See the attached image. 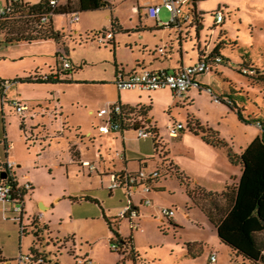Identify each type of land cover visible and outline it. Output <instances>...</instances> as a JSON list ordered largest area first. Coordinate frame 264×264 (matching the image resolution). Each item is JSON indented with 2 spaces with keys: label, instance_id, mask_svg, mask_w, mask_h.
Listing matches in <instances>:
<instances>
[{
  "label": "rangeland",
  "instance_id": "1",
  "mask_svg": "<svg viewBox=\"0 0 264 264\" xmlns=\"http://www.w3.org/2000/svg\"><path fill=\"white\" fill-rule=\"evenodd\" d=\"M4 1L0 0V6ZM108 1L111 6L80 11V18L74 23L70 21L69 14H59L54 17L55 27L59 31H64L68 37L70 35L65 40L67 54L63 49V43L57 45L55 42H43L28 47L30 51L35 49L44 51L43 56H26L22 62L13 65L0 64V74L4 75L13 68L20 74L29 73L34 61L46 63L43 69L49 71L50 68L54 70L56 59L58 66L63 67L60 56L62 53L64 58L76 67L73 80L77 81L70 84L16 83L12 86L9 97L18 98L25 103L36 104L37 99L44 101L51 99V106L57 105L61 108L64 121H68L73 128H66L62 135L58 133L61 124L59 115L58 120H53L51 125L46 119L49 128L56 132L51 147L42 152L43 148L29 142L25 148H17L18 154L28 160L29 164L23 165L28 164L36 190V198L31 204L34 209H28L30 216L26 214L23 223L29 222V219L34 217L33 211H36L39 205L36 200L53 203L51 208L43 212L44 217L41 220L42 223L49 225L50 232L43 231L42 238L38 239L32 232V227H27L26 234H23L19 226L21 223L19 214L13 212L14 204L7 203L4 216L0 211V253L5 257L2 264H6V261H10L9 264H29L26 256L34 247L45 253L49 260L46 264H75L76 256L88 257L92 264H242L241 258L236 257L230 247L221 242L217 230L201 208V204L208 209L214 208L201 190L212 189L220 193V188L225 182L232 184L238 181L239 167L230 163L224 154L212 150L200 138L190 135H185L184 139L173 138L166 129L168 122L180 121L186 125L187 114L193 113L203 125L208 124L218 131L220 137L225 139L237 153L243 151L261 133V129L254 123L240 121L233 112L214 101L205 88L192 85V97L189 101L192 104L188 107H177L172 104H155L152 107L150 117H153L159 127L158 140L162 143L157 150L151 137L131 138L127 141V147L130 148L127 154L129 169L137 171L140 162L146 163L148 170L160 168V165L164 166L161 169L164 176H160L157 187L150 192L144 191L142 184L131 195L124 187L115 188L111 192L112 181L109 176H104L101 182L96 171L90 174L87 168L82 170L75 164H70L76 149L73 145V137L76 134L86 136L91 131L95 133V128L101 122V118L97 115L98 108L104 104L106 97L113 100L117 98L118 90L113 82L116 69L123 66L129 71L135 67V60L140 56L142 45L147 43L150 49H155V46L169 41L174 35V30L168 27L164 30L142 32L134 30L119 32L115 28V48L112 44H104L96 38H90L89 36L94 32L111 29L112 17L118 18L124 26L135 27L139 22L136 17H131L134 6L138 2L140 4L158 2V0ZM73 4L75 6L77 2L73 1ZM198 10L204 12L203 29L197 36L198 41L191 29L181 31L182 35L187 31L188 37L192 39L183 45L189 52L186 59L190 57L196 62L197 53L194 46L197 44V47L205 46L207 49L215 44L221 45L224 55L232 60L231 67L227 69L232 85L248 82V79L237 71V63L246 61L258 68H264V0H202L198 3ZM216 10L222 12L224 20L215 24L216 15L213 12ZM160 18L165 23L170 21V11L162 7ZM143 21L148 25L155 24L152 19ZM19 48L24 51L23 47ZM197 78L203 79L210 85L216 81L214 73L208 71L198 74ZM252 82L255 85L250 88L252 90L248 111L249 113L255 111L257 107L253 102L255 101L261 108L259 115L264 116V83L257 80ZM201 90L202 94H200ZM90 109L93 111L90 112ZM11 110L14 111L13 106ZM36 128L37 139L48 137L42 125L33 126V129ZM129 133L133 135L136 131L132 129ZM86 137L88 139V136ZM198 144L205 148L202 149L203 152ZM109 147L107 157L122 162L116 154L117 151L123 150L120 138L112 142ZM162 150L170 151L171 158L168 157L184 174V178L188 177V180L182 182L179 176L167 171V166L160 157ZM83 153L89 158L93 157V154L85 150ZM186 183H189L190 189H194L198 204L191 202ZM56 196L61 199L54 200ZM81 196H91L96 201L79 200ZM144 198H150L156 207L160 203L172 207L175 210L173 219L176 222L163 220L155 215L153 210H143L134 219V222L138 223V229H132L130 219L123 217L121 211L130 200L140 205ZM216 200L221 204L225 203L221 196H216ZM104 216L120 217L118 218L120 234L123 238H132L133 250L112 249L110 240L115 237ZM71 237L74 239L67 241L65 248L53 243L57 238L62 241ZM260 238L264 239V233L260 234ZM202 240L204 243H201ZM71 247H75V254L69 253ZM212 254L217 259L210 262ZM22 256L23 260H21Z\"/></svg>",
  "mask_w": 264,
  "mask_h": 264
},
{
  "label": "trees",
  "instance_id": "2",
  "mask_svg": "<svg viewBox=\"0 0 264 264\" xmlns=\"http://www.w3.org/2000/svg\"><path fill=\"white\" fill-rule=\"evenodd\" d=\"M59 1V4L53 8L49 4L48 0H5L2 4L5 12L0 14V41L5 43H13L39 39H53L57 42H61L63 39L69 38L70 35L68 37L64 31H59L54 28L53 19L56 15H67L73 11L80 12L86 10H96L111 6V3L108 0ZM73 1L77 2L75 6ZM200 1L202 0H193L194 9L189 14V18L183 20L179 26L177 24L160 26L154 19L156 26L159 25L162 28L175 27L179 29L178 36L180 37H182V28L191 29L195 39L198 41L197 36L203 29L204 20V12L198 10V3ZM137 4L141 5L139 2ZM51 11L53 15L47 22L43 23V18ZM213 13L216 15L215 24L223 22L224 16L220 10H216ZM218 13L222 15V20L220 21H217ZM147 17L149 16L146 13H140L136 16L141 24ZM112 21L111 29L101 30L100 35L103 37L105 33L112 32L113 37L106 39V41L101 43L114 45V36L116 34L114 31L115 28H117L118 31H122V28L118 23V18L112 17ZM183 35L184 37H188L189 33L186 31ZM89 37L92 39H98L99 33L94 32ZM186 39L190 38L188 37ZM160 47L161 46H156L153 50L165 53L166 48L164 52H162ZM197 48V55L199 56L198 61H208L210 64V70L208 72L220 74V79H223V85H227L228 90L223 92H215L214 87H206H210L212 89V93L217 95L219 103L224 104L230 109L234 110L240 121L244 123H254L261 129V134L256 136L242 152L237 153L225 139L220 137L218 131L209 126L201 124L196 119L189 118L186 125H184V127L181 129V132L188 130L195 135H199L207 144L212 145L213 147L224 149L228 160L232 164L240 165L241 167L239 181L232 184H226L225 188L220 193L200 189L206 195V197L209 198L211 204L214 207L213 209H208L201 204V208L205 211L207 218L217 230L221 242L228 245L236 257L241 258L242 264H264V239L260 238V234L264 233V116L259 115V110L261 112V108L258 105L259 103L255 101L253 102L257 107L255 108L254 112L249 113L247 108L248 102L251 100L250 94L252 89L250 88L255 85L252 81L257 80L264 83V68H258L252 63H247L246 61L237 63V71L245 76L248 79V82H240V85L237 83L232 85V81L229 79V74L227 71V69L231 67L230 64L232 63V60L229 56L224 55L223 47L219 44H215L210 49H207L205 46L203 48ZM64 50L67 54V49L65 48ZM137 65L139 66V64ZM219 67H223L225 70V75L218 71ZM60 70L61 68H57L56 72ZM75 70L76 67L72 65L71 69L68 70L66 74L68 73L70 77L73 73H75ZM19 80L25 82L43 83L72 82L70 78H60L58 76H54L53 73L48 74L47 77H34L29 75L24 78H19ZM212 93L210 94L213 97ZM147 111L148 109H145L140 104L136 106L122 105L120 114L111 115V118L112 120L119 122L123 130L136 129L138 126H143L146 128ZM149 130L151 131L152 138L156 142L155 147L157 150L158 146L162 145V143L157 139V131L151 126ZM76 153L77 152L75 151L74 154L76 155ZM168 156H170L169 152H165L164 150L160 152V157L163 159L164 165L166 164L167 171L179 176L182 182L188 180V177L184 178V174L180 171L177 165L174 164L172 159H170L171 157L169 158ZM162 167L164 166L160 165V168L156 167V169H159L162 173ZM5 168V164H0V172H5ZM161 176H164V174H161ZM158 180V178L154 181L152 180L153 188ZM14 184L16 186L18 183L14 182ZM186 185L188 186L189 196L196 204H198L194 189L189 188V183H186ZM30 190H32V187ZM30 190L19 187L15 192H13L14 199L19 198L24 200L25 196ZM216 196L223 197L225 203H219L216 200ZM82 198L96 201V199L91 196H83ZM104 217L110 231L115 237V239L113 238L110 240L111 244L116 242L119 247V251H124V248L133 250L131 245L132 238H123L120 234V222L118 220L120 217ZM173 218L168 219V221H170V223H174ZM27 227H32V232L38 237V239H40L41 233H43V231L46 230L48 233L50 232L49 225L44 222L42 223L37 217H32L29 219V223L25 226V229L22 232L23 234H26ZM70 239L73 240L74 238H64L62 241L58 240L57 238L53 241V243L57 244L59 247L65 248L66 242ZM118 242L120 244H118ZM75 250V247H71L69 249V253L75 254ZM76 257L77 260L75 264H92L90 263L91 261L88 259V257ZM28 262L29 264H46L49 262V260L47 259L45 253L34 247L31 248V253L28 255Z\"/></svg>",
  "mask_w": 264,
  "mask_h": 264
},
{
  "label": "crops",
  "instance_id": "3",
  "mask_svg": "<svg viewBox=\"0 0 264 264\" xmlns=\"http://www.w3.org/2000/svg\"><path fill=\"white\" fill-rule=\"evenodd\" d=\"M145 19H152V18L147 17ZM137 20L139 22V19H137ZM152 20L154 21V19H152ZM118 23L120 24V26L122 28L121 29L122 31H119V32H128L130 30L142 32L145 30H164L165 29V28L160 27L159 25L156 26V23L153 25H148L144 21L142 22V24L140 22L137 23V25L135 27L124 26L119 21H118ZM53 24H54V19H53ZM155 27H157V28H155ZM54 28L56 30H58L55 27V24H54ZM143 28H151V29H143ZM169 29L174 30V35H173L172 39H170L169 41H166L164 43H161L159 45L161 47L166 46L165 53H161L159 51L156 52L153 49H150V47H148L147 43L144 45L139 44V45H142V49H140L139 58L137 60H135V67L130 69L129 71H126L125 67H123V66L118 67V69H116L115 77L118 73L129 74L133 71L139 72L143 69L151 70V71L168 70L170 72H173V71L179 70L184 65L195 64L198 61L199 56L196 54V62H194V60L190 57H189V59H186L189 55V52L183 47V45L185 43H187L188 41H191L192 39H185L184 35H182V37L178 36L179 35V32H178L179 29H177L175 27L174 28L171 27ZM65 40H66V38L63 39V41H61V42H57L53 39H39V40H33V41H20V42H13V43H5V42L0 41V64L10 63L13 65L17 62H22L26 56H43L45 54L44 51H37L38 49H35V51L29 50L28 47L30 45H33V44H38V43H43V42H55V43H57V45H59L60 43H63V49H65L66 48ZM115 44L116 43H115V36H114L113 48H115ZM136 46H138V44H136ZM19 47H23L24 51L20 50L22 48H19ZM24 47H26V48H24ZM194 47H195L194 50H196V53H197L198 48H197V46H194ZM67 51H68V49H67ZM60 54H62V53H60ZM137 64H139V66ZM44 65H46V63H40V62L34 61V63L31 65V69H30L29 73L20 74V73H17L18 71H16L13 68L6 75L0 74V81L1 80H12V85L9 88L8 92L6 93L5 99H3V97H2V91H1V86H0V164H5V162L7 160L15 162L13 171L15 172V174L17 176L18 182L21 185L25 181H29L32 184V190H30L24 198L23 218L26 214H27V216H30V214H28L29 208L34 209V206L31 204H33L32 202L36 198L35 197L36 190H35V183L33 181V175L28 170V167H29L28 166V164H29L28 160L26 159L27 160L26 161L25 160L26 157L22 158L21 155L18 154L17 148H20V147L25 148L29 142H32V143L39 145V148H43L42 152H45L47 148H50L51 144H52V138H54V136L56 135L55 134L56 132L52 131L49 128V126L47 125L46 119H48V122H50L49 125H51L53 123V120H55V121L58 120L57 118L59 115V118L61 119V124H60V127L58 129L59 134L62 133V135H63L65 133L66 128H69V129H71V127L73 128V126L69 125L68 121H64L65 117L63 116L64 113L61 110V108H58L57 105H54L53 107L51 106V99L45 100V101H44V99H37L38 102L36 104L35 103L34 104L27 103L29 109L27 111H25L24 115L17 113L15 110V107L11 103L12 100L18 99V98H14V97H9L10 92L12 90V86L15 85L16 83H19L21 85H35L38 83H43V82L20 81L19 78H24V77H27L29 75H32L34 77L35 76H45V75L54 73L57 68H61L58 66V60L57 59L55 60L54 70H52L50 68L49 71H44V69H43ZM19 70H21V69H19ZM218 71L221 74L225 75V70L223 69V67H219ZM209 73H211V72H209ZM73 74L70 77L66 76V75H62L60 77V78H70L72 80V82H57V83H68V84H70L73 82H77V81H73V76H74ZM214 76H215L216 81H214L211 85L206 83L203 79L197 78V76L195 77V79L199 83L200 88H206V86H212V87H214V90H216V91H221V92L227 91L228 90L227 85H223V79H220V74L214 73ZM192 89H193L192 86L189 87V89L186 91V93L182 96H176V95H173L167 91H156V92L148 93V94L147 93H138V92H124V93L120 94V92L118 91V95H117L116 99L113 100L110 97H106L104 99V101H103L104 104L100 108H98L97 113L100 109L106 107V105H109L110 103L117 101L119 99V97H121V101H122L123 105L136 106V105L140 104L145 109H148L146 128L149 129L151 126L154 130L157 131L158 138H159V134H160L159 127L157 126L156 122L152 119L153 117H150V114H151L150 112L152 110V107L155 104H163V105L172 104L173 106L176 105L177 107H186V106L188 107L189 105L192 104V103H189L190 98L192 97ZM200 94H202V90H201ZM222 105L228 111L233 112L237 116V114L234 110L230 109L228 106H226L224 104H222ZM11 106H13L14 111L11 110ZM92 111H93V109H90V112H92ZM169 114H170V116L172 115L171 110L169 111ZM99 118H101V117H99ZM171 118H173V117H171ZM187 118H188V120H189V118L196 119L202 124V122L193 113H188ZM237 118H238V116H237ZM101 123H102V119H101V122L95 128V133L93 131H91V132H88L86 134V136H88V139L85 135L83 136L82 134H81V136L79 134H76L73 137V145L76 147L75 151L77 153H76V155L75 154L72 155L70 164H72V165L75 164L76 166H78L80 169L83 170L86 167H83L81 165L82 161L89 160V161L94 162L97 165L96 173L100 177L101 182H103L104 176H109V178L111 180V174L112 173H117L118 175H121V173L126 172V171L137 172L142 168L146 169L147 164L142 163V162H140L139 168L137 171L129 169V165L127 163V158H128L127 154H128V150L130 148L127 147V141H129V139H131V138L138 139L136 134L133 133V135H131L129 133L132 129L115 130V131H110L108 133H102L98 130V126ZM35 125H39V126L42 125L43 126L44 132L48 134V137H46V139H37L36 136L38 133V129L37 128L33 129V126H35ZM206 126H209V125L207 124ZM260 134H258V135H260ZM185 135H190L192 137H198L202 140V138L199 135H195V134L189 132L188 130H184L182 132L180 131L178 136H172V137L177 138V139H180V138L184 139V137H186ZM118 138H120L122 145H123V150L120 151V153L123 154L124 156L120 157L118 155V157H120L122 159V162H116L114 160H111L109 157H107V150L108 149L110 150L109 146H111V143L114 142ZM146 138H150V137H146ZM146 138L143 137V139H146ZM82 140L83 141L85 140V141L82 142ZM203 142L207 146H209L212 150L224 154L227 158V155H226V152L224 149L213 147L212 145L207 144L205 141H203ZM154 143H156V142L154 141ZM157 144H159V143H157ZM198 146H199V149L203 152L202 149H205V148H203V146H201V144H198ZM84 150L87 153L93 154V157L89 158L87 155H85L83 153ZM117 152H119V151H117ZM169 155L171 157L170 151H169ZM227 160H228V158H227ZM25 163H28V164L23 165ZM233 165H235V164H233ZM236 166L239 167V171H240V175H241L240 165H236ZM93 172L89 171L90 174H92ZM238 181H239V179H238ZM156 184H155L154 188L157 187ZM195 184H198V182H195ZM226 184H230V183L225 182L223 184V187L220 188V192L223 191ZM133 190L135 191L136 188H133ZM112 191L113 190H111V192ZM208 191H213V190L208 189ZM213 192H215V191H213ZM82 197L83 196L79 197V200H82L83 199ZM60 199L61 198L59 196L54 197V200L59 201ZM190 200L193 204L196 205V203L192 199H190ZM7 203L10 204L11 202L10 201H4V202L0 201V211L3 213V216H4V210L7 209ZM36 203L39 205H38V209L36 211H33L35 213L34 217H37L40 220H42L44 217L43 212L46 209L51 208L53 206V203L48 204V203H46V201H44V203H43V201H40V199L36 200ZM135 205L137 207H139L141 211H143V210L155 211L152 206L143 205L141 202H140V205H137V204H135ZM160 205H163V204L160 203ZM173 221H174V219H173ZM105 222H106V220H105ZM201 243H204V241L202 240ZM216 259H217V257H216ZM4 261H5V257H3L2 253H0V264H2V262H4ZM210 262H213V261L210 260ZM5 263L9 264L10 261H6Z\"/></svg>",
  "mask_w": 264,
  "mask_h": 264
},
{
  "label": "built area",
  "instance_id": "4",
  "mask_svg": "<svg viewBox=\"0 0 264 264\" xmlns=\"http://www.w3.org/2000/svg\"><path fill=\"white\" fill-rule=\"evenodd\" d=\"M49 4L54 8L59 4V0H48ZM162 7H165L171 13L170 21L163 22L160 18V13ZM194 9L193 0H158L155 3L149 4H137L131 11V17H136L140 13H146L149 17L155 19L160 26L168 25V24H177L178 26L183 20L189 18V14ZM5 12L4 7L0 6V14ZM53 15L52 11L46 15L42 22L45 23L49 20V18ZM70 21L72 23L79 20V12L73 11L69 14ZM222 20V15L218 13L217 21ZM101 32V31H100ZM99 33L98 40L100 42L106 41V39H110L113 37L112 32H107L102 37ZM166 46L160 47V50L164 52ZM63 67L58 72H54V76L61 77L65 75L68 70L71 69L72 64L69 60L64 58L61 54ZM220 60V59H217ZM210 70V64L206 60H201L196 62L195 64H189L182 66L179 70L175 72H170L166 70H157L151 71L143 69L139 72L133 71L129 74L118 73L114 79V83L118 91L121 93L124 92H138V93H153L156 91H167L176 96H182L186 93V91L192 85H197L200 87L199 83L195 79L198 74H202L206 71ZM66 76H69L67 73ZM44 77H47L45 75ZM12 85V80H1L0 86L2 91L3 99L6 98V93ZM206 90L209 93H212V89L210 87H206ZM213 94V100L219 102L217 99V95ZM12 105L15 107L17 113L24 115L25 111L29 109L28 104L19 100H12ZM121 97L113 103L106 105V107L100 109L98 111V116L101 117L102 123L98 126V130L102 133H108L110 131L115 130H123L120 123L112 120L111 115H117L121 112L122 106ZM184 127V124L181 122H169L167 124V130L171 136H178L181 129ZM138 138H146L152 137L151 131L143 126H138L136 129ZM117 155L123 157L124 155L120 152H116ZM15 162L7 160L5 162L6 168L4 171L6 172L5 178H0V201H10L14 204L13 212L19 214L20 229L21 232L25 229V226L29 223H23V214H24V200L15 198L13 196V192H15L19 187L24 188L26 190H30L32 184L29 181H25L22 185L19 184L17 176L13 171ZM83 167H86L90 172L97 170V165L89 160H84L81 162ZM161 171L159 169H140L137 172H123L121 175L117 173L111 174V185L110 190L115 188L124 187L127 189L128 193L134 192L133 188H137L139 185L144 186V191L150 192L153 189L152 182L155 179H159L161 176ZM153 180V181H152ZM14 182L18 183L14 184ZM143 205L152 206L154 208L155 215L160 216L163 220L173 218L175 215V210L170 206H154L153 201L150 198H144L141 200ZM7 213V211H5ZM141 213L139 207H137L132 200H130L121 211V215L123 217L130 218L131 228L138 229V223L134 222V219L137 218ZM133 220V221H132ZM112 249L119 250L116 242H113ZM23 256L21 260H23ZM28 261V255L26 256ZM211 260L215 261L216 256L214 254L211 255ZM92 263V262H90Z\"/></svg>",
  "mask_w": 264,
  "mask_h": 264
},
{
  "label": "water",
  "instance_id": "5",
  "mask_svg": "<svg viewBox=\"0 0 264 264\" xmlns=\"http://www.w3.org/2000/svg\"><path fill=\"white\" fill-rule=\"evenodd\" d=\"M6 177V173L5 172H0V178H5Z\"/></svg>",
  "mask_w": 264,
  "mask_h": 264
}]
</instances>
